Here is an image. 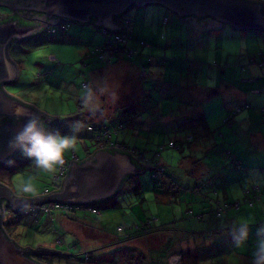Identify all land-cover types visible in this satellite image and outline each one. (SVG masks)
<instances>
[{
    "label": "rangeland",
    "instance_id": "374dc122",
    "mask_svg": "<svg viewBox=\"0 0 264 264\" xmlns=\"http://www.w3.org/2000/svg\"><path fill=\"white\" fill-rule=\"evenodd\" d=\"M9 10L0 5L1 13ZM165 17L169 19L166 24ZM125 18L131 21V25L126 24L127 29L134 28L139 37L129 35V39L121 41V45L136 51L131 57L124 53L130 62L127 66H135L136 57L141 54L145 58L143 64H137L142 76L134 68L131 78L144 84L151 93L149 101L155 106L150 111L149 103L145 104L142 118L148 127L134 134L127 133V124L122 129L117 125V119L128 113L123 107L113 112L107 110L101 122L109 127L111 141L132 138L131 145L142 151L152 168L160 162L165 168V178L171 182H164L161 172L159 178H154V169H145L135 175L136 179L124 181L115 196L98 204L102 215L95 209L74 212L63 207L34 215L8 211L5 220L12 217L13 225L18 224L20 234L16 241L34 248L42 243L57 246L62 252L72 253L47 257L45 260L52 264H130L124 255L130 249H133L131 255H145L142 264H170L171 255L184 256L177 264H254L257 230L264 228V91L260 90L264 84V32L226 26L195 33L176 13L156 4L135 6ZM63 23L64 28L61 23L51 25L33 37L10 44L9 54L17 63L18 77L6 89L41 110L58 115V120L43 121L45 127L75 134L74 146L65 156L70 157L75 151L84 157L88 149L95 150L97 142V133L88 129L89 123L100 122L84 111L95 109L104 92L95 93L98 96L87 105L82 93L94 92L98 82L114 93L125 87L128 79L123 80L122 66L111 69L109 76L107 72L95 71L96 66L104 63L94 54L104 38L95 25ZM137 29L150 43L143 38L146 45L141 43ZM252 66L260 69L261 74H254L262 76L261 81L246 71ZM140 86L136 87L139 91ZM181 86L188 99L194 98L187 104L175 94ZM179 103H183L181 113L176 111ZM244 103L250 107L236 114L232 127L223 123L225 116L233 114L235 104ZM155 111L163 114L162 117L155 118ZM202 112L211 129L217 131V137L211 136L199 150L195 145L190 149L188 142L183 143L182 149L168 148L166 144L175 138L181 142L191 133L197 113ZM222 133L227 135L224 144ZM228 137L232 138L231 142ZM215 139L219 144L206 150ZM228 148L237 155L236 160L227 156ZM204 155L202 160H196ZM55 172L57 168L36 169L19 150L0 168V181L8 183L16 195L31 197L56 188L52 179ZM25 182L33 186L32 191L19 190ZM137 183L139 190L135 189ZM258 185L261 196L254 206H249L245 197L253 193L246 194V190ZM218 200H239L242 204L239 209L229 207L218 215ZM75 214L99 228L97 231L94 227L96 232L112 234L120 241L103 245L91 228L72 217ZM241 224L246 225L248 237L237 243L236 230ZM120 225H126L127 231L119 230ZM157 231L167 235V241L159 247L150 246L157 243V237L150 236V244L145 247L146 236Z\"/></svg>",
    "mask_w": 264,
    "mask_h": 264
},
{
    "label": "water",
    "instance_id": "95a60500",
    "mask_svg": "<svg viewBox=\"0 0 264 264\" xmlns=\"http://www.w3.org/2000/svg\"><path fill=\"white\" fill-rule=\"evenodd\" d=\"M30 1L36 5V10L43 11L46 17L54 15L82 25L93 24L99 30H119L122 25L120 20H117L118 16L127 13L135 6L144 7L151 4L168 8L182 21L185 18H193L188 20V24L195 31L199 28L200 19L203 17H209L212 21L203 22L202 29L230 26L239 30H264V3L260 0ZM0 4L9 5L4 0H0ZM92 18H95L93 22ZM44 21L46 23H24L12 18L0 21V165L19 151L10 145V141L27 118L35 114L42 122L58 120V115L49 114L33 103L9 93L6 89V85L11 84L18 77L17 63L9 54L10 44L15 40H23L39 34L48 24L58 23L54 20ZM104 110V106L95 108L90 110L87 116L98 117L104 113ZM134 159L140 161L129 151L115 146L97 149L81 161L73 159L67 175L58 188L31 197L16 195L11 187L0 181V264H45L34 259L31 254H52L53 251L50 249L56 250L46 246L22 247L17 241L9 238L1 223L4 214L3 200L12 211H18L30 204L41 203L90 206L115 196L128 176L140 174L145 169L153 167L148 163L143 167Z\"/></svg>",
    "mask_w": 264,
    "mask_h": 264
},
{
    "label": "crops",
    "instance_id": "0c3cea01",
    "mask_svg": "<svg viewBox=\"0 0 264 264\" xmlns=\"http://www.w3.org/2000/svg\"><path fill=\"white\" fill-rule=\"evenodd\" d=\"M10 1H12V0H10ZM0 5H4V4H0ZM4 6H8V5H4ZM159 6H162V5H159ZM18 11V10H17ZM159 11L160 12H164V11H162L161 9H159ZM127 13H125L124 14V16L126 15ZM125 20H126V22H125ZM122 23H123V27L121 26V28L123 29V30H127V25H131V21L129 20V19H126V18H123L122 19ZM203 22H205V23H207L208 21L206 20H202ZM169 22V21H168ZM56 24H58V23H56ZM79 24V23H78ZM127 24V25H126ZM164 24H166V23H164ZM55 25V24H54ZM82 25V24H81ZM85 25H93V24H85ZM224 27H226V26H224ZM48 28V27H47ZM61 28H63V27H61ZM121 28H120V30H121ZM220 29L221 28H223V27H219ZM133 29V33H132V35H134V38H139V37H137L135 34H136V31H135V29L134 28H132ZM210 29H218V28H210ZM97 30V29H96ZM139 29H137V32H138V34L140 35V40H142V38L143 39H145L148 43H150V41L148 40V39H146V37H145V34H144V37H141L142 36V33H140L139 31H138ZM97 31H100L101 32V30H97ZM253 31H255V30H253ZM200 32H203V29L202 30H199V29H197L196 30V32L195 33H200ZM102 33V32H101ZM103 34V33H102ZM151 36H154V35H151ZM151 36L149 37V39H151ZM104 39V38H103ZM103 39L101 40V41H103ZM100 41V42H101ZM125 52H123V51H121V52H119L116 56V59H114L112 62H105V61H103L102 60V62H104L101 66H96L95 67V71H102V73L104 74L105 72H107L106 73V75H108L109 76V73L108 72H110V70L112 69H115L116 67H118V66H122V69L123 68H125V69H123V74H122V76H123V80L124 81H126V79H128V81L126 82V86L125 87H123V88H121V89H117L118 91H116V92H112V91H110L109 89H107L106 87H104V86H102V83L101 82H98V85H97V87H96V89H95V91L94 92H92L93 93V97L94 96H98V95H96V94H100V93H103V94H107V96H108V99H109V103H110V106L109 107H107V109L109 110V112H113V111H116L117 109H120V108H122L123 107V110L124 111H128V110H130L131 112H128L127 114H122L121 115V117L120 118H118L117 119V125H119V129H122V128H124V126H125V124H127L128 125V127H129V129L127 130V133H132V134H134V133H137L138 131H140V130H142L143 128L142 127H148V124H147V122H146V120H144L143 118H142V113L143 112H141V110H138V109H140L139 107H141V105L142 104H148L149 103V107H150V111H153L154 110V104H152L150 101H147L146 103H144V102H142V99H143V97H144V95H146L147 94V92H148V89L144 86V84L141 82H139V81H136L134 78H131V72H133L132 70L135 68L136 69V72H138L139 73V75L141 74L140 73V67L137 65L138 64V62H140L141 64H143L144 62H145V58H144V56L141 54V55H139L138 57H136V60H135V62H136V64H135V66L134 65H130V66H127V65H129V63L130 62H128V59L126 58V56H125V54H124ZM263 54H264V52H263ZM264 59V58H263ZM100 60V59H99ZM101 61V60H100ZM130 61V60H129ZM260 67H262V66H260ZM249 74H253V75H251L253 78L256 76L255 74H261L259 71H260V69L259 68H254L253 66L251 67V68H249L248 70H246ZM255 73V74H254ZM263 74V73H262ZM140 76H142V75H140ZM264 76V75H263ZM255 80H257L258 82L259 81H261V79H263L262 78V76H260V75H258L257 77H255L254 78ZM136 82V83H135ZM141 85V86H140ZM137 86H140V91L139 90H137L136 89V87ZM171 87V86H170ZM183 87L184 86H181V87H179V92L178 91H176L175 92V94H177L178 93V95H179V97H180V99L182 98L183 99V102H185L186 104H187V102H188V100H189V102H191L194 98H191V99H188L186 96H187V94H186V96H185V94H184V91H183ZM163 89H165L166 87H162ZM260 88H262V89H260L261 91H264V84L260 87ZM96 93V94H95ZM116 93L117 94H119V96H112V95H116ZM148 93H150V92H148ZM151 94V93H150ZM102 95V94H101ZM107 99V100H108ZM180 104V103H179ZM101 106H103L102 105V103L100 102L99 104H98V106L96 107V108H98V107H101ZM106 109V108H105ZM128 109V110H127ZM137 109V110H136ZM92 110V109H91ZM183 110V103L182 104H180L179 105V107L176 109V111H180V113H181V111ZM105 111V110H104ZM141 112V113H138V112ZM88 112H90V111H88V110H86V111H84V113L87 115V113ZM84 113H81V114H84ZM155 113V118H157V116H160V117H162V115L163 114H161L160 112H154ZM105 114H107V111H105L104 113H102V114H100L98 117H90V118H92V119H94V121H100L101 122V118H103V116L105 115ZM110 116L112 115L111 113L109 114ZM151 115V114H150ZM89 117V116H88ZM112 117V116H111ZM208 124H209V122H208ZM120 125H122V127H120ZM210 126V125H209ZM142 128V129H141ZM259 133V131L257 130L256 132H255V136H256V138H257V134ZM112 135V133L110 134V136ZM213 135V137H217L215 134H211V136ZM110 136H109V138H110ZM134 136V135H133ZM229 138H231V137H229ZM132 139V138H131ZM131 139L130 140H128V141H126L125 139H122V140H120V139H115V140H119V141H123V142H125V143H127L131 148H136V149H138L136 146H133V145H131ZM217 140L215 139V142H216ZM99 142V141H98ZM257 142H259V140L257 141ZM100 143V142H99ZM97 149H100L99 147H98V145H97V142H96V148H95V150L94 151H96ZM139 150V149H138ZM94 151H90L89 149H88V151H87V153L85 154V156L84 157H80L79 155H78V153H76L75 151V153H76V155L78 156V160L77 161H81V160H83V159H85V158H87L91 153H93ZM165 180H167V178H165ZM127 182H129V181H127ZM4 183L5 184H8V183H6L5 181H4ZM61 184V183H60ZM59 184V185H60ZM58 185V186H59ZM99 203H101V201L100 202H98L97 203V205L96 206H99L98 204ZM109 203H112V202H109ZM84 209H86V208H84ZM86 210H90V209H86ZM74 212H76V210L74 211ZM43 213V212H42ZM32 215H34V214H32ZM59 215H61V214H59ZM97 215V214H96ZM100 215H102V212L100 211ZM65 216V215H64ZM72 217H74V218H77V219H79V220H81L80 221V223H84L83 224V226H86V227H88V228H91L92 229V232H94V237H98V239H100L101 240V242L103 243V245H108V244H110V240H108V238H116V236H113L112 234H107V233H105L104 232V234H102V233H98V232H96V230L94 229V225H92L91 223H89L88 222V220H86V219H82V218H80V217H77V215L75 214L74 216H72ZM72 217H70V218H72ZM37 220H38V218H37ZM65 220H66V216H65ZM65 222L66 221H64V224H65ZM96 229H97V231H100L99 230V228H97V227H95ZM17 230H18V228H17ZM15 231V236H13V238L15 239V238H18V235L20 234L18 231ZM150 236H155V237H157V243L154 245V244H151L150 246H154V247H159V246H161V244L162 243H164L165 241H167V235L165 236V234L164 233H162V234H160V232H154L153 234H151V235H147L146 237H147V241H146V244H145V247H147V246H149V244H150V241H149V237ZM127 237H130V236H127ZM92 238V237H91ZM161 238H162V240H161ZM123 241H124V238H123ZM58 242V241H57ZM56 242V243H57ZM61 245H62V243H61ZM39 246H45L43 243H42V245H39ZM50 246V245H49ZM46 247H48V246H46ZM34 248V247H33ZM56 249H58V247L56 246ZM173 255H171L168 259L170 260V264H177V262L179 261V259H181L182 261L184 260V256L182 257V258H179L178 256H175V258H173L172 257ZM187 259V258H186Z\"/></svg>",
    "mask_w": 264,
    "mask_h": 264
},
{
    "label": "trees",
    "instance_id": "16d2710c",
    "mask_svg": "<svg viewBox=\"0 0 264 264\" xmlns=\"http://www.w3.org/2000/svg\"><path fill=\"white\" fill-rule=\"evenodd\" d=\"M18 13H19V11H17ZM123 18H125V16H124V14L123 15H120V16H118L117 17V20H120V22H121V25H122V27H123V21H122V19ZM204 18H206V17H203V18H201L200 19V21H201V23H200V26H199V30H202V28H203V21H202V19H204ZM94 20H95V18H93ZM0 21H2V20H0ZM22 22H25V20H21ZM63 21H66V20H59L58 21V23H61V24H64L63 23ZM169 21V19H168V17H165L164 18V20H163V23H167ZM181 22H187V23H189L188 21H182V20H180ZM206 21V20H205ZM26 22H29V21H26ZM67 22V21H66ZM125 22H126V20H125ZM51 25H54V24H48L45 28H49ZM255 31H258V32H264V30L263 31H260V30H255ZM111 33H113V35H115L116 33L117 34H121V35H124V36H126V39H129V35H132V33H133V29L131 28V30L129 31L128 29L127 30H123L122 28H121V30L119 29V30H111ZM115 33V34H114ZM107 38L106 37H104V40L103 41H101V42H99L98 44H97V46L96 47H104L105 45V40H106ZM141 41V40H140ZM141 43L143 44V45H146V42L144 41V40H142L141 41ZM117 48H119V50L120 51H125V50H127L128 48L126 47V46H124V45H121V41L120 42H118L117 43ZM130 49V48H129ZM157 58V60L156 61H158V57H156ZM98 59H100V58H98ZM101 60V59H100ZM102 61V60H101ZM149 98H150V93H148L147 92V94L146 95H144V97H143V99H142V102H144V103H146L147 101H149ZM236 107H238V108H240L239 110H237V108ZM250 107V104L249 103H244V104H235L233 107H232V110H233V114H229V115H227V116H225V118H224V122L223 123H226V124H229V125H231V127L233 126V124H232V122L233 121H235L234 120V118H235V116H236V114H238V113H240L243 109H246V108H249ZM260 107H263V105L262 106H260ZM140 109H138V110H141V112H144L145 111V104H142L141 105V107H139ZM128 110V109H127ZM137 110V109H136ZM127 112H131L130 110H128ZM140 111L138 112V113H141ZM195 119H196V124H195V126L191 129V133L189 134H187V136L186 137H184V139H182L181 140V142H177V139L175 138L174 139V141L173 142H171V143H168V144H166L167 146H168V148L169 147H178L179 149H182L183 148V143L184 142H188V145H189V148L191 149H193V147H192V145H195V147H196V150H199L201 147H199L200 145H205L206 144V141L207 140H209V138L211 137V134L213 133V134H215V135H217V131H213L212 129H211V127L209 126L210 124H208V119H207V117H206V115H205V113L204 112H202V113H197V115H196V117H195ZM233 120V121H232ZM213 136V135H212ZM226 133H222V139H223V143L222 144H224L225 142L224 141H226ZM228 139H229V141L231 142V139L232 138H229L228 137ZM109 141H111V140H109ZM119 142V143H124V144H126L128 147H130L127 143H125V142H123V141H119V140H116V142ZM178 143V144H177ZM170 144V145H169ZM218 145L219 143H214L211 147H207L206 148V150H210L211 148H214L215 146L214 145ZM97 145H98V147H100V143L98 142V140H97ZM165 147V145L163 146V148ZM131 148V147H130ZM131 149H133V148H131ZM134 151H136L137 153H140V154H142L143 155V153H142V151H140V150H138V149H136V148H134L133 149ZM195 150V151H196ZM144 156V155H143ZM227 156L229 157V158H231V159H233V160H236L237 159V155L235 154V153H232L231 151H230V148H228V152H227ZM190 157H192V158H194V156L193 155H190ZM205 157V155L204 156H201V157H199V158H196V156H195V158H196V160L197 161H200V160H202L203 158ZM135 160V159H134ZM135 161H137L141 166H143V165H148L147 163H142V162H140V161H138V160H135ZM156 165H161L162 166V164L160 163V162H156V164H155V166ZM144 167V166H143ZM162 167H164V166H162ZM152 169H154V171H153V177L154 178H159L160 176H159V174H157L155 171H156V168H152ZM165 168H163V170H162V174H164V172H165V170H164ZM161 174V175H162ZM138 175V174H137ZM136 175V176H137ZM136 176L135 175H133V176H128V178L125 180V182H127V181H130V180H133V178L134 179H136ZM163 179H164V182L166 181V183H168V181H170L171 182V179L169 178V180H165V174L163 175ZM163 181V180H162ZM136 182H138V181H136ZM139 183V182H138ZM136 184L135 185V189H137V190H139L140 189V186H139V184ZM9 187H10V185L9 184H7ZM251 194V193H253V195L252 196H247V197H245V202L249 205V206H254L255 205V202H256V200H258L259 198H260V196H261V188H260V186L258 185V188H256V187H254L253 189H248V190H246V194ZM159 196H157V198H158ZM175 201H177V199H175ZM41 204H43V203H41ZM46 204H48V205H50V204H52V203H46ZM217 204H218V207L216 208V211H217V213H218V215H221L222 213H224L229 207H233V208H235V209H239L240 207H241V201H234V202H222L221 200H218L217 201ZM97 204H92V205H90V206H92L93 208H95L96 210H100L101 211V208L99 207V206H96ZM69 206V208L68 209H71V210H76V209H84V208H86V207H89V205L88 206H86V205H68ZM23 208V207H22ZM22 208H20L19 210L23 213V211H22ZM87 209V208H86ZM5 215H6V213L8 212V211H12L11 210V208L9 207V205L8 204H6V207H5ZM51 210H52V208L50 209V212H51ZM39 212H48V211H43V210H41V211H39ZM39 212H36V213H32V214H37V213H39ZM24 214V213H23ZM5 215L4 216H2V218H1V223H2V226H3V228H4V230H5V232H6V234H7V236L9 237V238H11V239H14L13 238V236H15V234H14V232L17 230V228H18V224H17V226H14L13 225V220L11 219L12 217H10V219H11V221H10V219H8V220H5ZM25 215H31V214H25ZM7 221H10V222H7ZM120 226H124V229L123 230H121V231H127V229H128V227L126 226V225H120ZM119 226V227H120ZM120 230V229H119ZM145 232H147V231H145ZM148 233H150V232H148ZM151 233H153V232H151ZM145 235V233L144 234H141V235H139V236H144ZM136 237V236H135ZM138 237V236H137ZM131 238H134V236L133 237H131ZM15 241H16V239H14ZM120 241V239L118 238V237H116V238H110V244H113V243H118ZM18 243V242H17ZM19 244V243H18ZM20 245V244H19ZM20 246H22V245H20ZM22 247H24V246H22ZM27 248H30V247H27ZM39 248V247H38ZM43 248H45L46 249V247H43ZM31 249V248H30ZM47 249H50V248H47ZM51 251H53L52 252V254H48V253H38L37 255L36 254H31L32 256H33V258L34 259H36V260H38V261H40V262H42V263H45V264H52V263H49L47 260H45L47 257H54V256H59V255H62L63 254V252H61L59 249H56V250H53V249H50ZM133 249H130L129 250V252L127 251V252H125L124 253V255H125V257L127 258V260H128V262L131 264V263H135V264H142L143 263V259L144 258H146L145 257V255L143 254V253H141V254H139V255H131V253H130V251H132ZM88 257H90V253H89V255H88ZM45 260V261H44Z\"/></svg>",
    "mask_w": 264,
    "mask_h": 264
},
{
    "label": "clouds",
    "instance_id": "9594fccd",
    "mask_svg": "<svg viewBox=\"0 0 264 264\" xmlns=\"http://www.w3.org/2000/svg\"><path fill=\"white\" fill-rule=\"evenodd\" d=\"M82 96L86 105L93 99L91 90H86L82 93ZM75 139V134L68 135L58 130H48L41 118L33 114L24 121L23 126L10 141V145L29 158L36 169L54 171L57 166L64 164L65 152L74 146ZM19 190L30 192L33 190V186L25 182L20 186ZM257 233L258 239L254 264H264V228L258 229ZM247 237V227L241 224L236 230L237 243H241Z\"/></svg>",
    "mask_w": 264,
    "mask_h": 264
},
{
    "label": "built area",
    "instance_id": "2783aa9c",
    "mask_svg": "<svg viewBox=\"0 0 264 264\" xmlns=\"http://www.w3.org/2000/svg\"><path fill=\"white\" fill-rule=\"evenodd\" d=\"M70 22V21H67ZM66 25L64 24L62 27L64 28ZM107 30V29H105ZM115 34V33H114ZM126 40V36L121 35V34H115L109 38H107L105 40V46L103 47H96V49L94 50V54H96L98 56V58H100L101 60L105 61V62H112L114 60V56H116L119 53V48H117V43L120 41H125ZM126 53L127 57H131L133 55H135L136 51L133 49H127L124 51ZM237 110H239L240 108L236 107ZM88 129L91 131H95L97 133V140L100 142V147L99 148H104V147H111V146H115L124 150L129 151L134 157H137L140 161L142 162H146L147 163V159H145V157L140 154L137 153L136 151H134L133 149H131L130 147H128L126 144L124 143H119L118 141H109L110 138V134L111 132H109V127L103 125L102 122H90ZM78 160V156L76 155V153L73 151L71 156H65L64 155V164L63 165H59L57 167V172L54 173L53 176V181L54 184L56 185V188H58L57 186L62 182V180L65 178V176L67 175L68 171H69V166L70 164H72V160ZM156 173L159 174V172H162L163 167L161 165H156ZM256 188H258V186H256ZM49 192L48 189H46L43 193H47ZM3 204V209H4V214L5 215V207L7 202L5 200L2 201ZM88 206V205H87ZM54 207H63L68 209L69 206L65 205V204H60V203H52L50 205L48 204H30L27 206H24L22 208V211L24 214H32V213H36L39 212L41 210L43 211H50L51 208ZM87 209H95L92 206L86 207ZM97 213L100 214V210H94ZM120 230L124 229V226H120L119 227Z\"/></svg>",
    "mask_w": 264,
    "mask_h": 264
},
{
    "label": "flooded vegetation",
    "instance_id": "af4514ba",
    "mask_svg": "<svg viewBox=\"0 0 264 264\" xmlns=\"http://www.w3.org/2000/svg\"><path fill=\"white\" fill-rule=\"evenodd\" d=\"M4 2H7L9 4L7 7H9L10 10L8 11V13H1L0 12V20H7V19L12 18V19L25 20L24 23H37V22L46 23V21H44V20H49V21L50 20L51 21H53V20L54 21L65 20L63 18H60L58 16H54V15L46 17V15L43 11L36 10V5L33 4L32 1H30V0H14V1L13 0L12 1L4 0ZM15 10H18L19 13L15 12ZM188 20H193V18H190V19L185 18L184 19V21H188ZM202 20H207L208 22L212 21V19L209 17H206ZM26 21H29V22H26ZM93 21H94V19L92 18V22ZM43 29H45V28H43ZM101 32L103 33L104 37H106V38L113 36V33H111V30H109V29L101 30ZM34 35H32L31 37H33ZM25 39H27V38H25ZM100 101H101L102 105L106 108L105 111H107L108 110L107 107L110 106V103L105 98L104 94L100 95ZM0 117H1V115H0ZM6 162L1 164L0 168L3 167Z\"/></svg>",
    "mask_w": 264,
    "mask_h": 264
}]
</instances>
